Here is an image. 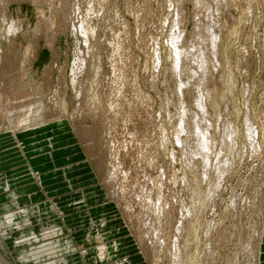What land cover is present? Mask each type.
<instances>
[{
  "label": "rangeland",
  "instance_id": "374dc122",
  "mask_svg": "<svg viewBox=\"0 0 264 264\" xmlns=\"http://www.w3.org/2000/svg\"><path fill=\"white\" fill-rule=\"evenodd\" d=\"M263 210L264 0H0V264H258Z\"/></svg>",
  "mask_w": 264,
  "mask_h": 264
},
{
  "label": "bare ground",
  "instance_id": "6f19581e",
  "mask_svg": "<svg viewBox=\"0 0 264 264\" xmlns=\"http://www.w3.org/2000/svg\"><path fill=\"white\" fill-rule=\"evenodd\" d=\"M178 60L177 61H180L181 60V56L179 55L178 56V58H177ZM199 61V60H198ZM201 65H203V64H201ZM203 67V66H202ZM199 104H202L201 102L199 103ZM233 130V129H232ZM200 135V134H199ZM201 137H203V136H201ZM199 139V138H198ZM201 139V138H200ZM203 140H204V138H202ZM227 139V138H226ZM235 139V138H234ZM200 142V141H199ZM203 142H205V141H203ZM198 145V144H197ZM205 145H206V143H205ZM200 146V145H199ZM203 148H204V146H202ZM207 147V146H206ZM256 147V146H255ZM205 150H206V148H205ZM206 152V151H205ZM209 154V153H208ZM200 156H201V154H200ZM202 158V157H201ZM208 158H209V155H208ZM207 158V159H208ZM211 158V157H210ZM228 160V159H227ZM208 161H209V159H208ZM230 161V160H229ZM198 162V161H197ZM200 163V162H199ZM206 166V165H205ZM208 168H209V166H208ZM221 169V168H220ZM207 171V170H206ZM204 174V173H203ZM207 176H209V175H206V177ZM201 179H202V181H204V178H203V176L202 177H200ZM208 178V177H207ZM207 178H206V181H207ZM196 181H198V180H196ZM216 181V180H215ZM201 182V181H200ZM111 183V182H110ZM203 184V183H202ZM201 184V185H202ZM113 185V184H112ZM209 185H211V184H209ZM113 190V189H112ZM198 191V190H197ZM213 191V190H212ZM117 193V192H116ZM114 194V193H113ZM200 194V193H199ZM28 196V197H27ZM22 195V198H21V200L18 202V199H20V197H21V195H18V194H14V205L16 204H21L22 205V203H24V202H26V201H28L29 199L28 198H30V196L31 195ZM202 198V197H201ZM19 206V205H18ZM23 206V205H22ZM25 207V206H24ZM39 207L40 206H37V207H26V208H28L26 211H24L23 213H22V215H20V216H18V219H16V222H18L19 221V223L20 222H22L23 224H28L29 222H30V216H31V214L32 215H34V211L36 212L38 209H39ZM54 207V206H53ZM31 209H33V210H31ZM30 210V211H29ZM19 213V212H18ZM12 219H13V214H12ZM14 220V219H13ZM7 221V220H6ZM9 221V220H8ZM9 224H10V222H8ZM18 223V224H19ZM17 224V223H16ZM2 226H4L5 225V223H3V224H1ZM9 226V225H8ZM194 229H195V226H194ZM184 231H186L185 229H183ZM262 230V229H261ZM192 231H193V229H192ZM194 232V231H193ZM5 233V232H4ZM183 233V232H182ZM192 244H194V243H192ZM101 247V246H100ZM193 247V246H192ZM70 248H71V250H72V252H74L75 251V249H73V246H67V247H65L64 248V250L63 249H61V248H59L58 247V245L57 246H55L54 244H52L51 245V247H49V248H44V247H41V248H39V250H37L40 254H44L45 255V258L47 257V254H45V252L46 251H50L51 253L52 252H54V254L55 253H57L58 254V256L59 255H61L62 256V253L61 252H65L66 250H67V252H70ZM102 248H104V246L102 247ZM99 249V250H97L96 251V258H93V262H98V260L101 258H103L104 257V253H103V249ZM119 248H120V246L118 245V242L116 241V242H113L112 243V247L111 248H109V249H111L108 253L110 254V256H111V258H113L116 254H117V252H119L118 250H119ZM212 248V247H211ZM190 249H192V248H190ZM35 250V249H34ZM175 250V249H174ZM33 251V250H32ZM175 251H177V252H179L178 250H175ZM211 252V251H210ZM180 254V253H179ZM178 254V255H179ZM181 254H182V252H181ZM56 255V254H55ZM175 255V254H174ZM177 255V254H176ZM183 255V254H182ZM185 255V254H184ZM216 255V254H215ZM29 256V255H28ZM40 256V255H39ZM42 256V255H41ZM54 257H56V256H54ZM42 258L43 257H41V262H43L42 261ZM175 258H177V257H175ZM40 259V258H39ZM94 259H96V260H94ZM211 259V258H210ZM25 260V259H24ZM184 260V259H183ZM212 260V259H211ZM47 261V260H46ZM180 261H181V259H180ZM215 262H216V260H214ZM213 261V262H214ZM31 262V261H30ZM184 262V261H183ZM205 262H207V261H205ZM28 263V262H27ZM208 263V262H207ZM62 264V263H61ZM63 264H67V263H63ZM119 264H131V261L130 260H125L124 262H120ZM210 264V263H209Z\"/></svg>",
  "mask_w": 264,
  "mask_h": 264
},
{
  "label": "crops",
  "instance_id": "0c3cea01",
  "mask_svg": "<svg viewBox=\"0 0 264 264\" xmlns=\"http://www.w3.org/2000/svg\"><path fill=\"white\" fill-rule=\"evenodd\" d=\"M264 212V210H263ZM262 236L260 239V249H259V261L258 264H264V213H263V219H262Z\"/></svg>",
  "mask_w": 264,
  "mask_h": 264
}]
</instances>
